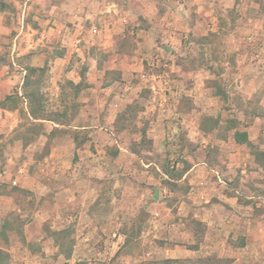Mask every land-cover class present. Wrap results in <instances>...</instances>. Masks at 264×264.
Listing matches in <instances>:
<instances>
[{
  "label": "crops",
  "instance_id": "1",
  "mask_svg": "<svg viewBox=\"0 0 264 264\" xmlns=\"http://www.w3.org/2000/svg\"><path fill=\"white\" fill-rule=\"evenodd\" d=\"M176 1L164 12L157 0H42L41 4L49 9L44 19L49 26L35 22L36 25L27 24L22 31L23 35L32 38V43L21 52L31 55L27 66H45L47 51L38 46L56 41L63 52L57 54L54 60L50 58L52 68L61 65L66 68H90L88 88L93 92L76 114L73 108L76 118L71 123H62L43 115L34 116L27 96L25 98L24 108L30 119L42 126L37 138L40 148H48L45 158L39 159L43 172L41 180L59 182L55 188L56 206L50 209L59 220L52 221L48 219L49 215L42 217L43 221L28 223L26 236L20 241L25 249L24 256L17 257L14 250L7 249L13 257L12 264H43L47 260L51 264L53 256L50 251L64 257L47 227L51 230L65 229L70 219L67 213L70 212L78 213L75 216L79 219H85V215L89 217L88 220L80 219L74 225L77 232L73 234L78 245L88 241L91 232L84 229L88 226L98 228L89 213L95 209L101 195L99 182L111 179L109 168L113 163L123 170L121 174L125 176V182L122 180L118 216L114 218L110 215L105 223L110 229L108 236L111 241L126 242L128 229L136 224L142 212L145 214L136 237L144 245V252L141 256L131 255L130 260L146 264H264V154L260 158L264 152V113L250 114L252 121L243 131L246 139L238 140L240 125L228 127L212 107L204 105L201 109H194L197 117L187 125L186 131L188 147H196L197 155L183 156L171 162L146 158L137 150L125 146L118 137L119 116L141 99L139 90L142 85L150 81L156 89L158 85L171 82L162 76L148 78L141 70L150 58L154 65L158 52L156 48L173 54L172 38L177 34L183 35L186 29L192 30V14L188 12L185 1ZM201 7L205 8V4ZM141 16L150 22V27H140ZM83 21L91 26L83 29ZM39 24L44 27H39ZM127 34L146 38L144 41L136 38V47L132 52H119L117 42ZM165 41L167 45H164ZM247 44L245 52L241 51L242 61H238L240 73L236 80L240 87H244L245 83L246 86L252 84L257 72H264V55L255 54L250 47L252 45ZM252 59L256 61L252 63ZM222 63L228 65L226 61ZM171 65L176 66V63L172 61ZM109 68H121V78L105 81ZM244 69L251 70V73L246 75ZM71 80L79 84L82 75ZM200 81V95L205 98L209 87L204 80ZM15 83L13 77L3 79L0 76V101L12 94L5 89L1 91V88L4 85L15 88ZM261 88L258 104L264 112V80ZM193 90L192 87L185 93L193 97L197 93ZM152 96L153 100L162 103L160 91L155 90ZM156 110L157 106H152L143 109V113L153 111L155 114ZM235 110L239 111L225 109L226 112ZM17 111L0 104V133L4 131L6 121H12L8 132L16 131ZM241 111L236 115L242 114ZM82 118L83 122L80 121ZM206 119L212 121V127L204 123ZM155 127L153 130L160 133L166 130L164 124L156 123ZM221 129L224 130L222 137L219 136ZM81 131L88 132L91 138L80 142L77 134ZM151 138L156 144L162 143L161 134ZM111 146L116 148L114 157L109 152ZM27 147L35 148L33 154L39 150L33 142ZM181 165L184 167L181 168ZM21 170L27 169L22 167ZM29 175L25 174L28 180L21 187L36 192L38 177ZM4 210L0 202V216ZM51 242L56 245L54 251L49 245ZM38 245H41L40 252H35L32 248Z\"/></svg>",
  "mask_w": 264,
  "mask_h": 264
},
{
  "label": "rangeland",
  "instance_id": "2",
  "mask_svg": "<svg viewBox=\"0 0 264 264\" xmlns=\"http://www.w3.org/2000/svg\"><path fill=\"white\" fill-rule=\"evenodd\" d=\"M157 1L164 12L168 10L169 5L177 2L176 0ZM41 2L42 0H0V12H2L0 14V17L2 16L0 19V76L3 79L13 77L16 80L13 84L15 88L6 85L1 88V91L5 89L12 94L6 100L0 101V104L18 110L16 131L8 132L12 121H6L4 131L0 133V173H2L0 202L2 209H6L0 216V249L4 250V253L0 254V263L4 264H12L13 261L7 249L14 250L18 254L17 257L24 256L25 249L20 245V241L26 236L25 230L28 223L41 221L49 215L48 219L56 222L59 220L56 218V213L50 211L56 206L54 205L55 188L59 186L56 184L59 182L41 180L43 172L39 159L45 158L48 148H40L37 138L42 126L34 123L27 114L24 108L26 96L31 97L30 94H32L33 100L30 102L37 115L62 123H71L76 118L73 115V108L76 114L77 110L87 103L88 96L93 92L89 89L90 87L88 88L91 78L90 68L87 69L85 66L66 68L63 65L52 68L50 58L54 60L57 54L63 52V48L56 41L47 42L48 47L38 46L47 51L45 66H27L31 55L21 52L32 43V38L29 35H23L22 31L27 28V24L36 25L35 22H43L47 27L49 26L44 21L45 15L49 14V9ZM181 2L185 3L188 12L192 14V30L186 29L183 35L177 34L174 39L172 38L173 54L156 48L158 52L157 56L154 54L156 56L154 65L151 64L152 58H150L144 70H141L144 72L142 74L148 78L162 76L161 78L171 82L158 85L154 89L150 81H146L139 90L141 99L121 112L117 122L120 132L118 137L125 146L137 150L146 158L159 159L163 162L197 155L196 147H188L186 131L187 125L197 117L198 113L194 112V109H201L204 105L214 108L216 115L224 119L228 127L240 125L241 130L238 133H243L245 126L252 121L251 113H264L258 104L262 93L264 72H257L254 82L248 84V87L246 83L244 87H240L236 80L240 73L238 61H242L241 51L245 52L248 48L245 45H249L247 43L252 45L250 47L255 54L264 55V0H181ZM204 4L205 8L201 7ZM139 25L144 28L151 26L150 22L142 16ZM38 26L44 27L40 24ZM90 26V23L82 24L83 29ZM217 28L220 30H216ZM136 38L144 41L146 37L130 34L120 37L117 42L119 52H132L136 47ZM164 45H167V41ZM74 54L79 56L76 52ZM172 61L176 63V66H170ZM225 61L228 62L227 66L222 63ZM254 61L256 60L252 59V63ZM244 71L246 75L251 73V70L244 69ZM94 72L96 76V71ZM122 73L121 68H109L104 76L105 81L118 80ZM220 74L222 75L219 77ZM241 74L244 73L241 72ZM80 75H82V81L79 85L74 84L71 79ZM26 78L27 85H25ZM200 80H204L209 87L205 98L200 95ZM192 87L193 92H197L196 95L187 96L185 91ZM241 88L248 90L242 91ZM155 90L160 91L162 103L158 102L159 100H153L152 94ZM17 92H19L18 95ZM248 96H251L250 99ZM152 106H157L155 114L153 111L143 113V109ZM229 108L239 109V111L226 112L225 109L229 110ZM240 111L242 114L237 116L236 113ZM80 121L83 122L84 119ZM156 123L164 124L165 132L153 130L158 127H155ZM204 123H207L209 127L213 126L210 119H206ZM157 134H161L163 138L161 144L154 143L151 138L152 135ZM219 136H224L223 129L219 131ZM77 138L83 143L91 137L88 136V132L81 131L77 134ZM30 142L39 147L35 154H33L36 151L33 150L34 147L31 149L27 147ZM115 149V146H111L109 151L113 157L116 153ZM263 154L264 152L260 154V158H263ZM22 167L27 170H21ZM109 171L111 179L107 181L102 179L99 182L101 195L95 209L89 213L98 228L88 226V229H84L85 232H91V238L88 241L78 245L73 238V234L77 232L74 225H77L80 219L88 220L89 217L86 215L85 219L84 217L79 219V216H75L78 213H67L70 219L63 230H51L52 228L47 227L50 237L54 238L55 244L64 254V257H60L58 252L52 254L53 252L50 251V255L53 256L51 264H146V262L130 260L131 255L141 256L144 252V245L136 239L140 222L145 220L144 212L140 214L136 224L128 229L129 238L126 242L115 243L108 236L110 229L105 223L110 215L114 218L118 216L120 210L118 199L125 178L121 174L123 170L117 164L110 165ZM25 174L38 177L39 187L36 188V192L21 187V184L28 180ZM49 189L54 191L50 192ZM112 207L113 210L110 211ZM55 244L49 243L53 251ZM40 248L41 245H38L33 246L32 249L40 252ZM42 263L48 264L49 260Z\"/></svg>",
  "mask_w": 264,
  "mask_h": 264
},
{
  "label": "trees",
  "instance_id": "3",
  "mask_svg": "<svg viewBox=\"0 0 264 264\" xmlns=\"http://www.w3.org/2000/svg\"><path fill=\"white\" fill-rule=\"evenodd\" d=\"M28 84V81H27V78H26V80H25V85H27ZM77 85H79V84H77ZM31 95V97L28 95L27 96V98H28V102H29V106L31 107V110H32V114H34V116H39V115H37L35 112H34V108L32 107V104H31V100H33V96H32V94H30ZM33 108V109H32ZM237 137H238V140L240 139V140H244V139H246V133L245 132H243V133H237ZM2 249H0V254L1 253H4V250H2ZM0 264H4V263H0Z\"/></svg>",
  "mask_w": 264,
  "mask_h": 264
},
{
  "label": "built area",
  "instance_id": "4",
  "mask_svg": "<svg viewBox=\"0 0 264 264\" xmlns=\"http://www.w3.org/2000/svg\"><path fill=\"white\" fill-rule=\"evenodd\" d=\"M94 30V32H97V30L96 29H93Z\"/></svg>",
  "mask_w": 264,
  "mask_h": 264
}]
</instances>
